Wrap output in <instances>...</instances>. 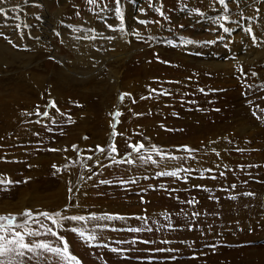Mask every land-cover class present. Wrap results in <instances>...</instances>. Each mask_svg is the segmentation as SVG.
Wrapping results in <instances>:
<instances>
[{
  "label": "rangeland",
  "instance_id": "374dc122",
  "mask_svg": "<svg viewBox=\"0 0 264 264\" xmlns=\"http://www.w3.org/2000/svg\"><path fill=\"white\" fill-rule=\"evenodd\" d=\"M198 1L184 11L185 17L203 15L208 2ZM42 2L48 11L61 5L60 0ZM65 3L66 9L75 6L76 11L88 13L109 5L117 7V0H97L96 5L88 4L87 0H67ZM144 3L156 17L145 24L155 27V31L149 34L139 30L135 42L149 49V56H156L154 61L160 69L158 73L149 74L151 77H164L165 84L175 77L182 78L170 74L171 71L178 74L176 63L167 55L151 52V48H163L167 52L185 48L187 56L200 59L206 58L203 53L208 52L203 47L207 49V45L213 44L204 41L220 42L227 51L225 55L209 54L226 64L223 70L215 75L203 74V79L198 81L200 72L194 69L195 61H189L188 66L196 72L188 73V69L184 70L188 66H184L182 73L187 74L186 82L195 83V91L185 97L181 96L184 92L181 88H155L158 89L155 93L151 90L156 84L144 87L143 74L136 71L146 58L139 56L128 59V65L117 81L105 70L100 75H59L49 67L39 74L42 76L40 87L30 82L28 76H32L31 73L26 76L0 73V143L14 138L12 144L0 146V157L3 156L0 178L12 182L0 185V215L21 217L25 209H31L34 213L59 211L66 216L107 213L125 217L114 221H63L55 226L44 221V228L53 227L65 238L70 253L81 264H264V119H257V116L264 117V111H261L264 109V87H260L264 85V54L251 57L249 63L235 62V55L264 52V24L252 19L255 22L246 30L235 23L232 27L216 25L214 31L197 29L199 23L189 20L173 25L170 18L164 23L162 19L171 14L172 7L180 5V0H158L165 14L169 9L164 18L155 11L157 6L152 5V0ZM40 7L43 10V5ZM192 9L200 11L192 12ZM80 12H77L79 15H66V18L70 21L79 19ZM248 14L252 16L253 10ZM108 15L101 17L104 22ZM224 28L229 31L225 32ZM179 32L182 34L173 36ZM185 39L197 43L183 44L181 41ZM223 40L226 43H222ZM234 40L237 47L245 44L246 48L242 47L234 54L230 47ZM57 46L59 49L60 44ZM223 49L221 52H225ZM58 53L63 55L65 52L59 49ZM42 58L40 65L48 61L59 65L49 52ZM252 72L257 75L252 76ZM68 74L72 78L88 77V82L80 85L58 80L70 78ZM116 83L121 87H110ZM157 84H161L160 81ZM165 89L170 94H163ZM121 94L128 95L121 100ZM190 95H194L193 98ZM49 102L55 106H50ZM5 106L21 110L22 122L12 126L3 123L6 122L3 120ZM44 111L49 112L48 117L42 115ZM116 112L120 115L116 116ZM253 112L257 116H253ZM8 116L7 113L5 119ZM21 127L25 128V142L24 137H16ZM138 142L156 145L180 159L158 164H128L114 163L109 156V146L114 144L116 160L126 161L131 152L129 145ZM183 145L197 150L192 154L194 158L177 151ZM98 146L104 151L100 152ZM213 148L219 155L212 151ZM89 156L91 160L87 159ZM135 156L132 153V158ZM153 158L159 160L154 154ZM177 168L192 171L181 172L180 178L157 175ZM89 176L92 178L88 179ZM104 180L109 183H101ZM133 180L136 182H129ZM70 188L72 192H69ZM249 192L254 195H244ZM189 200L195 203H187ZM194 212L199 216L193 221ZM169 220L176 230L161 227ZM97 224L108 227L97 228ZM189 225H193L192 230ZM30 227L44 231L39 225ZM82 227L100 232L102 239L98 243L107 246H89L78 231L71 230ZM129 228L142 230L134 233L127 231ZM145 228L152 230H143ZM40 239L56 242L50 235H42ZM111 248L128 251L117 254Z\"/></svg>",
  "mask_w": 264,
  "mask_h": 264
},
{
  "label": "bare ground",
  "instance_id": "6f19581e",
  "mask_svg": "<svg viewBox=\"0 0 264 264\" xmlns=\"http://www.w3.org/2000/svg\"><path fill=\"white\" fill-rule=\"evenodd\" d=\"M144 1L145 0H120L118 5L120 8L119 13L116 12V7L113 5H109L107 8L101 7L99 9L93 10V13H88L86 11H76L75 6L71 9H66L67 5L65 2H67V0H60L61 5L57 8H53L51 11H48L46 8V5L44 4L46 2L43 1L44 3H41V0H0V8L4 9V14H0V33H3V38L0 37V73L13 72L20 73L24 76H26L28 73H31L32 76H28L30 82L40 87L42 86V76L39 74L43 71L46 72V69L49 67L52 70H56L59 75H64L66 73L76 75H100L103 73L102 71L105 70V72L113 75V80L115 79L117 81L119 78L118 75H120L122 70L128 65V59L139 56L140 58H146L144 59L146 62L143 61L140 68H137L136 71L139 74H143L141 82H143L144 87L156 84L153 85L154 89L168 87V90H178L181 88V91H184L181 96L185 97L190 93H194L195 91L193 90L194 82H186L185 77L187 74L182 73V69L184 66L189 65V61L194 60V69L200 72L199 77L197 78L198 81L199 79H203V74L215 75L219 70H223L224 65L226 64L216 61L217 58L209 55L210 52L220 55L221 53H223V55L227 53V51H225L219 45L220 42H214L212 46L207 45L208 50L205 48L206 46L203 47V49L208 52L203 53V51H201L206 58L202 57L200 59H193L192 57L187 56L185 54L184 50L186 49L184 47V50L178 49L176 52H167L163 48H151V52H158L163 54V56L167 55L172 62L176 63L175 66L179 67L177 68L178 74H174L173 71H171L170 74H172V76L179 75L182 78L180 79V77H175L167 81L168 84H165L164 77L158 79H155L154 76L151 77L149 74L158 73V69H160L157 61H154L156 56H149V49H147L144 45H140L139 43L135 42V40H138L137 34L139 33V30H144L149 34L155 31V27L150 26L149 24H147V26L144 24L145 26L143 27V25L139 23L141 20L151 21L156 18H154L151 10L145 6ZM196 1L199 2L198 0H180V5L177 7H172L173 11L171 14L165 17V20L162 19V23L167 22V18H170L173 21V25H175V22L179 23L189 20L191 23H199V26L195 25L197 26V29L209 28L213 30V27L220 25L216 23L217 18L227 14L229 19L221 21V23L223 25L225 24L226 27H232L236 23L244 26L246 30V28L248 29L250 25L255 22L253 21L254 19L257 20L256 22L264 24V12L262 11V4H264V0H226L223 5H221L219 1L217 2V0H206L209 6L205 9L204 13H202V16L198 17L196 14H192L189 17L186 14L189 18L185 17L183 14L184 11L187 12V9H191V7L196 4ZM255 1H258L259 5L256 4ZM159 3L158 0H152V5L155 7H160ZM42 5L43 10L40 7ZM78 6H80V4H78ZM255 6H258L259 10H257V7ZM251 9L253 10L252 16L251 14H248ZM168 10L166 11L165 15L169 13ZM77 12L81 13V18L71 21L66 18V15L68 16L73 13L77 15ZM105 14H109V18L107 17L106 22H104V20L101 18L105 16ZM17 16L20 17L19 20L16 19ZM121 17H123V19H121ZM250 20H252V22ZM18 23L27 24L28 27L17 29L16 24ZM72 25L75 27H71ZM108 25H112V27L109 28ZM121 25H123L122 29L120 27ZM163 26H165V24ZM163 26L161 28H163ZM156 29L158 30V28ZM164 30L166 31L165 27ZM218 32L222 34V32ZM85 33L89 35V39L83 38ZM181 34L182 32H179L173 36L175 37L176 35ZM97 36L98 38H96ZM32 37L33 39H30ZM91 37L95 38L93 39ZM109 37L111 39H109ZM56 43L60 44L59 49L65 52L63 55H60V52L58 53L59 49ZM222 43L226 42L223 40ZM233 43L230 45V47L234 54L239 53L242 47H244L243 49L246 48L245 44L241 45V47H237L235 45V40ZM222 49L225 52H221ZM28 50L30 51L27 52ZM48 52L52 57H55L58 60L59 65L53 64L49 61L44 62L43 65H40V63H42L40 62L42 56L46 53L48 54ZM67 54L71 56H67ZM260 54H264V52L261 51L252 53L249 51L245 55H235V62L249 63L251 61V57H255ZM158 56L161 57L160 55ZM158 56L157 58H159ZM148 60H151V62H147ZM187 69L189 70L188 73L194 71V69L190 68L189 66L184 68V70ZM78 78L70 77L65 79L61 77L57 79L60 82L63 81V83H65L64 80L68 81L69 83L66 84L78 82L80 85H83L86 83V81L88 82V77ZM136 81L139 82L138 84H140V81ZM159 81L161 84H157ZM169 82L173 83L170 84ZM118 86H120L119 83L110 84V87L114 89ZM155 90L157 92L158 89ZM197 93H199V91ZM192 96L194 95H190V97ZM5 107V116L7 113L10 114V116H8L6 119L4 116L3 120H6V122L3 121V123L12 126L14 123L22 122L23 113L21 110H17V107L14 110L13 108L8 109L9 106ZM15 110L16 115L13 116V112ZM23 128L24 127H21L18 130L16 137L19 139L24 137L23 142H25L27 139L25 137V128ZM12 139L14 138L9 137L4 143H0V146L12 144ZM2 157L3 156H1L0 159Z\"/></svg>",
  "mask_w": 264,
  "mask_h": 264
},
{
  "label": "snow or ice",
  "instance_id": "6c2138e0",
  "mask_svg": "<svg viewBox=\"0 0 264 264\" xmlns=\"http://www.w3.org/2000/svg\"><path fill=\"white\" fill-rule=\"evenodd\" d=\"M119 2L120 0H117V7L116 12H120L119 8ZM87 3L90 5H96L97 0H87ZM219 3L223 5L225 3V0H219ZM156 12L160 14V16L164 17L165 12L162 11L161 8L157 7L155 9ZM199 9H192V12H199ZM0 14H4V9L0 8ZM79 15V13H77ZM17 20L20 19L19 16L16 17ZM123 19V17H121ZM229 16L227 14L217 18L216 23L220 24L221 27H223V24L221 21L228 20ZM141 24L147 23V21L141 20L139 21ZM27 28V24H16V28ZM109 28L112 27V25H108ZM121 29L123 28V25L120 26ZM224 31H229L228 28H224ZM249 33L251 34V29H249ZM84 39H89V35L87 33L84 34ZM95 38V37H91ZM109 39H111L109 37ZM149 40L153 39V37H148ZM183 44L189 45L197 43L195 40L191 39H185L181 41ZM171 43V41H169ZM206 44L214 43V41H204ZM169 63V62H165ZM252 76H256L257 73L252 72ZM252 87V86H250ZM260 87H264V85H261ZM152 92H155V89L151 90ZM200 92H204V89H199ZM216 91V90H212ZM222 91V90H221ZM163 94H170L165 90ZM125 95L128 94H121L120 99L122 100ZM143 99V97H142ZM251 103V101H249ZM50 106H55L53 102H49ZM216 111H219V109H215ZM261 111H264V109H261ZM40 114L39 112L37 113ZM44 117L49 116L48 111H44L42 113ZM116 116H119L120 113L116 112ZM253 116H257L256 112L252 113ZM257 119H264V117L257 116ZM115 127V125H113ZM115 135V133H113ZM224 139H227L225 137ZM76 146L73 145V148ZM129 148L131 149V152L128 154L129 158L126 161L123 160H116L115 154L117 152V149L115 145L109 146V156L112 158L114 163H123L126 162L128 164H158L159 162L165 161V160H176L180 159V157H177L175 155H172L168 153L165 149H162L156 145H150L146 146L144 143H135L130 144ZM98 150L100 152H103L104 149L100 148L98 146ZM177 151H183L186 152L189 158H194L193 153L196 152V149H192L191 147L187 145L180 146ZM213 152H215L217 155H219L218 152H216V149H212ZM242 151V150H241ZM132 153H135V158H132ZM153 154L157 157H159V160L153 158ZM88 160H91L92 157H87ZM55 167V166H54ZM59 171V169H57ZM192 170L190 168H177L172 171H161L158 172V176H170L174 178H180V173H190ZM211 171V170H209ZM220 175H223V173H220ZM92 177L89 176L88 179H91ZM187 179V176L184 177ZM130 183H135L136 181H129ZM12 182L10 180L6 181L3 178H0V185H6L11 184ZM101 183L107 184L109 181H101ZM127 183V182H124ZM199 187V186H197ZM233 188L235 185L232 186ZM69 192H72V189H69ZM246 196H253L254 193H245ZM235 198V197H233ZM189 204L195 203L194 200L187 201ZM199 216L198 212L192 213L191 219H195V217ZM125 217L120 216L119 214H104L101 216H97L96 214H89L88 216H81V215H72V216H66L63 215L61 212L57 211L54 213L43 211V212H36L34 213L31 209H25L22 213L21 217H17L15 214H7V215H0V264H81V262L78 260V258L70 253L68 243L66 242L65 238L63 236L58 235L57 232L53 230V227H47L44 228V221H49L52 226L60 225L63 221H77V222H84V221H114V220H123ZM147 223V221H145ZM30 225H39L41 228H44L43 233L38 230L37 228L30 227ZM193 225H189V230H192ZM106 228L108 227L107 224L101 226L97 224V228ZM161 227H166L169 230H176L174 225L172 224L171 220H169L167 225H162ZM73 232H79V235L85 239L86 242H88L89 246H107V245H100L98 242L102 239L101 233L97 232L96 229H88L86 227H82L81 229L73 228L71 229ZM142 229L140 228H129L127 231L130 232H140ZM143 230L151 231V228H145ZM44 236H52L56 238V242L50 241L48 239H40V237ZM136 241L134 240L133 243ZM123 243V242H120ZM144 243H149L148 241H144ZM211 247H214L212 245ZM111 251L117 254H123L128 251V249L123 248H111ZM158 251H164V249H158ZM195 258V257H193ZM175 259V257H173Z\"/></svg>",
  "mask_w": 264,
  "mask_h": 264
}]
</instances>
